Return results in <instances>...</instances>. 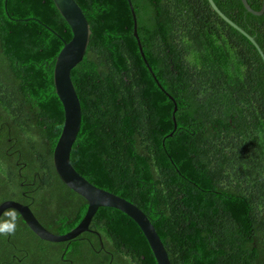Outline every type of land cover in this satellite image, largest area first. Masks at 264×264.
Segmentation results:
<instances>
[{"label": "trees", "instance_id": "obj_1", "mask_svg": "<svg viewBox=\"0 0 264 264\" xmlns=\"http://www.w3.org/2000/svg\"><path fill=\"white\" fill-rule=\"evenodd\" d=\"M75 1L92 35L72 71L82 106L74 168L145 212L172 264H264L258 51L208 0H132L145 58L165 93L141 55L128 1ZM214 1L264 52V16L242 0ZM248 3L260 11L264 0ZM72 37L53 0H0V205H29L56 235L75 229L88 209L53 161L65 121L55 64ZM167 94L177 103V129ZM28 183L35 201L24 195ZM7 213L15 228L0 232V264H158L119 210L100 208L90 232L64 243L42 240L13 209L0 224L12 220Z\"/></svg>", "mask_w": 264, "mask_h": 264}, {"label": "water", "instance_id": "obj_2", "mask_svg": "<svg viewBox=\"0 0 264 264\" xmlns=\"http://www.w3.org/2000/svg\"><path fill=\"white\" fill-rule=\"evenodd\" d=\"M127 1L134 20V37L137 40L141 55L158 86L166 93L145 58L141 39L138 33L137 15L132 0ZM208 1L212 9L225 22L244 35L252 43L264 62V52L256 40L235 24L231 19H229L218 8L214 0ZM53 2L61 16L67 22L73 35L70 42L64 43V47L57 57L55 64L54 84L56 94L64 108L65 121L63 131L54 150L53 161L56 172L63 183L76 194L83 197L88 202L89 206L81 223L65 235H56L47 230L34 215L30 207L20 202H3L0 205V219L6 211L11 209L16 210L31 231H33V233L39 238L51 243H64L77 239L83 233L90 232L92 221L100 208H113L127 215L139 226L147 239L158 264H172L161 237L145 212L126 199L94 186L86 178H84L71 163L72 149L77 141L82 124V106L72 80V71L84 60L86 56L90 45L92 30L83 10L75 0H53ZM242 3L244 8L250 14L258 17L264 16V4L260 11H255L248 3V0H242ZM167 96L175 105L173 120L175 129H177V121L175 117V114L178 111L177 103L172 96L169 94H167ZM171 136H173V133L170 134V137Z\"/></svg>", "mask_w": 264, "mask_h": 264}, {"label": "flooded vegetation", "instance_id": "obj_3", "mask_svg": "<svg viewBox=\"0 0 264 264\" xmlns=\"http://www.w3.org/2000/svg\"><path fill=\"white\" fill-rule=\"evenodd\" d=\"M39 187V186H38ZM37 190V188H36V185H35V183H28L27 184V190H26V192L24 193V195L28 198V199H30V200H32V201H35V197H34V194H35V191ZM38 198V197H37ZM83 198V197H82ZM84 199V198H83ZM40 200V202L42 203L43 202V200L40 198L39 199ZM7 201H15V200H7ZM6 202V201H5ZM15 202H19V201H15ZM58 203H59V205H58V207H57V205H56V210L54 211V212H58L59 213V210H60V208L59 207H61V204H62V201H58ZM23 204V203H22ZM24 205H26V204H24ZM27 206H29V205H27ZM88 206H89V204H88ZM30 207V206H29ZM35 214V213H34ZM36 215V214H35ZM37 217V216H36ZM2 218H3V216H2ZM2 218L0 219V223H1V221H2ZM38 218V217H37ZM38 220H39V218H38ZM56 220H61V219H58V218H56ZM40 221V220H39ZM41 222V221H40ZM103 240V239H102Z\"/></svg>", "mask_w": 264, "mask_h": 264}, {"label": "clouds", "instance_id": "obj_4", "mask_svg": "<svg viewBox=\"0 0 264 264\" xmlns=\"http://www.w3.org/2000/svg\"><path fill=\"white\" fill-rule=\"evenodd\" d=\"M59 176V175H58ZM88 203V202H87ZM31 209V208H30ZM32 210V209H31ZM34 213V212H33ZM5 214V213H4ZM6 215L12 217L11 221H5L4 223L0 224V232H10L14 230L15 223H14V215L12 213H7ZM35 215V214H34ZM36 216V215H35ZM42 224V223H41ZM43 225V224H42ZM44 226V225H43ZM45 227V226H44ZM46 228V227H45ZM47 229V228H46ZM48 230V229H47Z\"/></svg>", "mask_w": 264, "mask_h": 264}]
</instances>
